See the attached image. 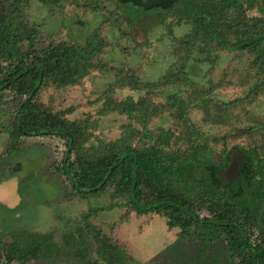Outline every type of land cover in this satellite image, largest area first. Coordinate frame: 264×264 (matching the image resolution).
I'll use <instances>...</instances> for the list:
<instances>
[{
	"label": "trees",
	"instance_id": "16d2710c",
	"mask_svg": "<svg viewBox=\"0 0 264 264\" xmlns=\"http://www.w3.org/2000/svg\"><path fill=\"white\" fill-rule=\"evenodd\" d=\"M37 1L47 7L60 2L79 5L78 0ZM27 2L0 0V105L5 93L10 94L3 113L7 119L0 123L9 139L5 153L17 154L21 137L58 138L65 146L60 171L70 186V198L88 201L108 192L110 200L122 201L121 222H126L130 214L163 217L167 230H177L175 240L159 259L147 264H155L157 259L159 264H264V176L258 175L251 154L238 147L216 153L206 146L187 149L177 162H170L157 149L159 137L154 138L148 129L151 118L161 111L151 101V89L178 85L189 76L182 70L170 72L155 85L127 76L125 83L131 89H145L136 100L126 97L115 101L112 89L107 87L94 100H102L97 116L115 114L133 120L137 126L122 124L118 138L103 141L95 137L92 144L96 122L90 114L70 120L67 115L75 111L74 106L53 110L40 101V94L49 84L56 90L63 89L79 84L92 70L106 69L95 61L105 47L100 30H92L82 44L61 42L37 49L34 42L39 37L38 26L29 24L22 10ZM232 4L257 15L232 23L239 35L227 37L224 43L206 23L226 14ZM177 7L179 10L171 7L164 13L172 12L189 31L173 38L174 49L197 47L196 55L203 57L206 50L217 47L255 55L256 62L261 59L264 0H186ZM23 43L29 46L24 49ZM117 80L120 82V78ZM165 102L162 109L179 110L178 116H182L185 107L172 102L169 95ZM217 116L222 117L219 112ZM256 128L246 127L241 132L251 133ZM233 154L238 156V174L232 181H223L218 173L228 166ZM147 187H151V194L145 195ZM84 237L94 248L93 260L82 264H140L113 234L107 237L89 224L64 234L60 248L51 241V233L13 235L7 246L0 242V264H26L73 249L72 255L83 259L80 244Z\"/></svg>",
	"mask_w": 264,
	"mask_h": 264
},
{
	"label": "rangeland",
	"instance_id": "374dc122",
	"mask_svg": "<svg viewBox=\"0 0 264 264\" xmlns=\"http://www.w3.org/2000/svg\"><path fill=\"white\" fill-rule=\"evenodd\" d=\"M78 3L77 6L60 2L47 7L37 0H28L22 9L29 24L38 26L39 37L34 42L37 49L61 42L82 44L96 28L105 42L102 55L95 61L106 69L92 70L79 84L63 89L56 90L49 84L40 94L43 104L53 110L74 106L75 111L67 115L70 120L83 119L90 114L96 122L90 143H95V137L109 141L120 136V125H137L133 120L118 118L115 114L97 116L102 100H94L107 87L112 89L111 98L115 101L126 97L136 100L145 89L141 86L131 89L125 83L127 76L132 75L142 84L155 85L168 73L182 70L189 76L182 83L151 89V101L161 111L151 118L148 129L154 138L159 137L157 149L163 158L177 162L187 149L208 146L219 153L238 147L251 154L258 175L264 176V127H261L264 125V44L258 62L255 55L247 52H227L217 47L206 50L205 55L199 57L195 53L197 47L174 49L173 38L186 34L189 27L178 23L172 12L164 13L160 21L162 10L155 9L158 5L142 10L140 4L119 8L114 6L116 0H78ZM230 6L226 14L206 23L224 43L227 37L239 35L233 30L232 23L257 15L242 5ZM176 10L179 7H175ZM130 15L139 21L131 22ZM114 19L117 20L115 23ZM28 46L23 43L24 49ZM168 95L172 102L177 101L185 107L182 116H178L179 110L162 109ZM9 97L6 92L1 101L0 123L7 119L3 113L8 108ZM217 112L222 117H218ZM250 126L257 128L251 133L241 132ZM8 145L9 139L0 127L2 245L7 246L12 236L21 232L51 233V241L60 248L64 234L89 224L107 237L113 234L130 257L140 264H147L174 242L177 230H167L161 216L130 214L126 222H121L122 201L110 200L108 192L88 201L70 198V186L60 171L65 150L60 139L21 137L14 155L5 153ZM147 194H151V187H147ZM83 242L80 244L83 259L74 257L73 249V252L56 251L48 258L40 257L26 264H82L84 260H93L94 246L86 241V237ZM186 251L189 253L190 249L187 247ZM158 259L155 264H159Z\"/></svg>",
	"mask_w": 264,
	"mask_h": 264
},
{
	"label": "flooded vegetation",
	"instance_id": "af4514ba",
	"mask_svg": "<svg viewBox=\"0 0 264 264\" xmlns=\"http://www.w3.org/2000/svg\"><path fill=\"white\" fill-rule=\"evenodd\" d=\"M186 0H175V1H161V0H116V3L114 6H118L121 8L122 6H135L133 4H140L143 7H141L142 10H146L147 7L151 6V9L158 5L155 9L162 10L161 15L164 14V12L172 7L174 9L177 6H182L183 3H185ZM164 6V7H163ZM144 8V9H143ZM131 18L130 21H139V18L133 19V16L130 15ZM135 23V22H134Z\"/></svg>",
	"mask_w": 264,
	"mask_h": 264
},
{
	"label": "water",
	"instance_id": "95a60500",
	"mask_svg": "<svg viewBox=\"0 0 264 264\" xmlns=\"http://www.w3.org/2000/svg\"><path fill=\"white\" fill-rule=\"evenodd\" d=\"M161 1H175V0H161ZM164 7V6H163ZM232 160L228 166L221 172L218 173V177L223 181H232L238 174V156L233 154ZM1 191V190H0Z\"/></svg>",
	"mask_w": 264,
	"mask_h": 264
}]
</instances>
